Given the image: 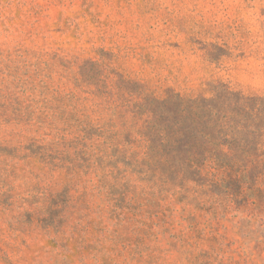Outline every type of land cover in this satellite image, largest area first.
<instances>
[{
	"label": "rangeland",
	"instance_id": "1",
	"mask_svg": "<svg viewBox=\"0 0 264 264\" xmlns=\"http://www.w3.org/2000/svg\"><path fill=\"white\" fill-rule=\"evenodd\" d=\"M263 99L264 0H0V264H264Z\"/></svg>",
	"mask_w": 264,
	"mask_h": 264
},
{
	"label": "trees",
	"instance_id": "2",
	"mask_svg": "<svg viewBox=\"0 0 264 264\" xmlns=\"http://www.w3.org/2000/svg\"><path fill=\"white\" fill-rule=\"evenodd\" d=\"M213 97L211 100L208 101H194V102H187V101H183L181 99H179L178 96L175 97L174 101L180 105H182L184 108L182 110H180L181 112V117L178 121V127L181 126V121L184 120L185 116H188L191 120V122L193 123V125L191 126L190 129L188 130H179L176 129L172 132L171 135L167 134V131L164 130V128L161 130L163 131V135L161 134V137L163 138L162 144L166 143V145H171V147H177L180 144V140H186L187 141V145L189 146V148H191L193 145V141L191 140V137L193 136L194 132H196V128H197V124H195L197 121L195 120V118L199 117L200 113H203L202 110L203 108L199 107L201 102L205 105V112L204 114L211 117V116H218L220 114H222L225 117H231V118H235L238 115H240L241 112H233L234 107L239 106L240 104H242V102L245 101V99H243L239 94L236 93H232V92H228V90H226L225 88H215L213 90ZM264 100V99H263ZM250 102V101H249ZM188 111H187V110ZM235 119H230V121H234ZM158 121L155 119L153 120L151 118L150 120V124L152 125L151 130H156L159 128L157 127L158 125L156 124ZM160 125V123H159ZM154 127V128H153ZM211 133L214 134L213 132V128L210 129ZM237 131V130H234ZM209 139L211 140L212 146L214 145L211 139V135L208 136ZM215 147V146H214ZM222 147L220 146H216V149L219 153H221L220 148Z\"/></svg>",
	"mask_w": 264,
	"mask_h": 264
}]
</instances>
